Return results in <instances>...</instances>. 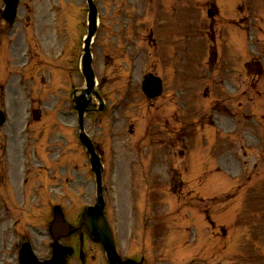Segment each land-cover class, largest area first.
<instances>
[{
	"label": "rangeland",
	"instance_id": "rangeland-1",
	"mask_svg": "<svg viewBox=\"0 0 264 264\" xmlns=\"http://www.w3.org/2000/svg\"><path fill=\"white\" fill-rule=\"evenodd\" d=\"M93 1L104 108L86 112L83 126L104 165L120 254L146 264H264V0ZM87 9L85 0H22L14 26L0 30V264H18L24 241L48 257L52 205L77 223L94 201L71 96L84 84ZM148 72L163 81L158 97L142 92ZM89 240L85 264H106Z\"/></svg>",
	"mask_w": 264,
	"mask_h": 264
},
{
	"label": "water",
	"instance_id": "water-1",
	"mask_svg": "<svg viewBox=\"0 0 264 264\" xmlns=\"http://www.w3.org/2000/svg\"><path fill=\"white\" fill-rule=\"evenodd\" d=\"M13 0L12 2L9 1V3L7 4V15L10 13V11H12L13 8ZM90 22H91V29L94 30L95 28V10L93 5L91 4V11H90ZM86 74V73H85ZM87 77V81L89 86H91V77L89 76V74H86ZM143 89L144 92H146L147 95L149 96H153L159 93V81L158 78L152 76V75H148L146 76L145 80L143 81ZM79 105H82L83 108V103H81V101L79 99L76 100V104L74 106H76L77 109H79L80 113H81V107ZM2 115L0 113V122L2 121ZM79 123H80V128H81V132H80V138L82 140V142L84 143L89 155H90V161H91V168L93 169L94 173H95V178H96V182H97V190L98 192L100 191V172H101V165L98 159V155L95 153L94 148L92 147L93 144L90 140V138H88V136L85 135V133L83 132V128H82V116H80L79 119ZM97 201H96V205L93 208V212L89 213L86 212V224L88 226V230L90 233V236L92 237V239L94 240H100L102 241L103 245H104V249L106 251V255L110 264H139L138 262L132 260V259H125V261L120 260V256L118 255L117 251L115 250V246L113 241L111 240V235L108 231V229H106L103 217H102V213H101V208H102V198L100 193L97 196ZM60 208L57 206L54 208V220L51 221L50 224V231L52 233L53 239L54 241L51 242L52 246H53V252L56 253L57 250L60 249L59 243L57 242L58 236L60 234H66L67 232H70L73 228L64 221V218L62 216L61 211H59ZM22 253H30L29 248L24 247L22 248ZM70 250L64 252V254H68ZM20 260L22 264H34L33 263V259L28 255H21L20 256ZM56 258V261H54V259ZM61 259V260H60ZM64 260L63 257L62 258H58L56 256H53L52 260H47L46 262H42L39 264H63ZM141 264V263H140Z\"/></svg>",
	"mask_w": 264,
	"mask_h": 264
},
{
	"label": "bare ground",
	"instance_id": "bare-ground-1",
	"mask_svg": "<svg viewBox=\"0 0 264 264\" xmlns=\"http://www.w3.org/2000/svg\"><path fill=\"white\" fill-rule=\"evenodd\" d=\"M90 39H91V37H90Z\"/></svg>",
	"mask_w": 264,
	"mask_h": 264
}]
</instances>
